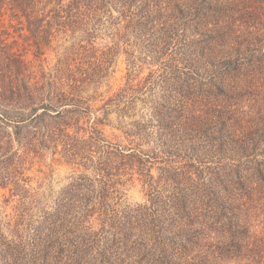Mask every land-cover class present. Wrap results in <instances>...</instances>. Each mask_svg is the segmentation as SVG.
Listing matches in <instances>:
<instances>
[{"label": "trees", "instance_id": "obj_1", "mask_svg": "<svg viewBox=\"0 0 264 264\" xmlns=\"http://www.w3.org/2000/svg\"><path fill=\"white\" fill-rule=\"evenodd\" d=\"M3 5L39 50L58 34L86 45L65 48L37 80L19 54L0 55V188L4 202L29 205L0 222V264H264V0ZM108 29L138 35L149 51L127 58L155 68L94 108L114 51L93 40ZM141 95L147 120L108 140L100 126L112 111L130 115ZM44 152L91 174L32 213L24 165ZM134 172L146 201L123 203Z\"/></svg>", "mask_w": 264, "mask_h": 264}, {"label": "rangeland", "instance_id": "obj_2", "mask_svg": "<svg viewBox=\"0 0 264 264\" xmlns=\"http://www.w3.org/2000/svg\"><path fill=\"white\" fill-rule=\"evenodd\" d=\"M0 32L1 29H8L11 35H0V55L6 52H15L20 55V58L26 60L32 71H34L35 80L39 79L41 70L45 68L46 71L52 69L57 62V58L63 54L65 48H69L71 44H77L81 41L86 45V41L80 35H61L58 34L50 43L46 45L40 44V50L37 48L38 38L36 35H18V33H27L25 21L21 18L13 19L9 27V10L5 5L0 9ZM115 13V12H114ZM116 14V13H115ZM22 27V30L20 28ZM111 30H104L101 35H96L93 40L98 48L105 49L113 47V63L109 68L107 79H104L98 86L96 92V100L93 102V107H100L108 97L117 92L121 87H124L130 80L133 83L144 80L151 69L155 66L136 63L132 67L130 63L131 58H127L126 52L134 53V57L143 56L149 49H145L140 41L138 35H134V40L122 35H111ZM27 38V39H26ZM124 40V41H123ZM128 42V44H125ZM39 52L42 53L39 55ZM128 61V62H127ZM5 68V67H4ZM26 68V67H24ZM21 71V70H20ZM27 73V72H26ZM23 76V74H22ZM21 80L23 82V78ZM7 79V78H6ZM5 82V78H3ZM26 80V78H25ZM92 94V90L88 92ZM138 96L135 100L134 106L130 115L118 116L115 111H112L108 116V122L100 126L104 135L108 140L117 142L119 139H124L118 125L128 126L131 121L144 122L147 120L149 113L147 107L142 101V97ZM94 116H101L99 111L90 114L87 118L92 121ZM158 161H154L151 168V173L156 175L160 167ZM24 176L28 177V187L32 193L31 197L38 201V204L33 208L32 213H38L41 208L47 207L52 201L65 191V187L71 181L72 177L81 172L91 174L90 170H85L72 163L66 162L58 154L44 152L41 155H30L25 165ZM125 194L123 196V203H142L146 201V188L143 189L141 181H139L138 173L134 172L133 179L128 181L124 187ZM8 196L7 189L0 188V222L4 223L7 219L6 214H13L15 211L23 210L26 202L24 200L18 201V197L14 196L8 202H4Z\"/></svg>", "mask_w": 264, "mask_h": 264}]
</instances>
